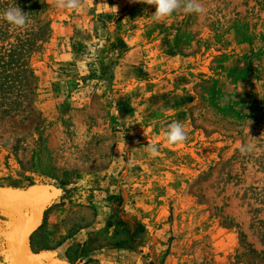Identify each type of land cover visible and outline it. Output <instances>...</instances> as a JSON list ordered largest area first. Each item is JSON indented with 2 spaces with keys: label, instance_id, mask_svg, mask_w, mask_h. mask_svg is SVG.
<instances>
[{
  "label": "rangeland",
  "instance_id": "374dc122",
  "mask_svg": "<svg viewBox=\"0 0 264 264\" xmlns=\"http://www.w3.org/2000/svg\"><path fill=\"white\" fill-rule=\"evenodd\" d=\"M200 3L0 0V186L58 193L30 256L264 264V0Z\"/></svg>",
  "mask_w": 264,
  "mask_h": 264
},
{
  "label": "water",
  "instance_id": "95a60500",
  "mask_svg": "<svg viewBox=\"0 0 264 264\" xmlns=\"http://www.w3.org/2000/svg\"><path fill=\"white\" fill-rule=\"evenodd\" d=\"M50 194L47 199L45 192ZM58 195L52 187L46 184H33L27 188H13L0 186V199L3 200V210L20 213L28 217L27 233L24 236V245L28 249V241L32 235L42 226L46 210L52 200ZM29 209V214L26 212ZM23 264H65L52 263L41 256H28Z\"/></svg>",
  "mask_w": 264,
  "mask_h": 264
},
{
  "label": "clouds",
  "instance_id": "9594fccd",
  "mask_svg": "<svg viewBox=\"0 0 264 264\" xmlns=\"http://www.w3.org/2000/svg\"><path fill=\"white\" fill-rule=\"evenodd\" d=\"M145 2L156 6V11L152 14V20L154 22H159L163 18L171 16L177 10H182L185 14H199L205 11L200 0H145ZM79 3L80 0H57L56 7L60 9H76L79 7ZM2 15L3 19L9 24L15 25L18 28L25 27L29 22V17L25 15V11L19 6L9 7ZM165 135L170 144L183 142L187 139V133L178 122L170 124L169 130ZM250 147L247 144L242 145L240 151L246 152L250 150ZM149 150L152 154H155L157 151L155 144L150 145Z\"/></svg>",
  "mask_w": 264,
  "mask_h": 264
},
{
  "label": "snow or ice",
  "instance_id": "6c2138e0",
  "mask_svg": "<svg viewBox=\"0 0 264 264\" xmlns=\"http://www.w3.org/2000/svg\"><path fill=\"white\" fill-rule=\"evenodd\" d=\"M3 210V200L0 199V212ZM28 217L13 212L7 222L0 223V264H23L29 256L24 245L27 233Z\"/></svg>",
  "mask_w": 264,
  "mask_h": 264
},
{
  "label": "trees",
  "instance_id": "16d2710c",
  "mask_svg": "<svg viewBox=\"0 0 264 264\" xmlns=\"http://www.w3.org/2000/svg\"><path fill=\"white\" fill-rule=\"evenodd\" d=\"M107 226L111 227L112 226V222L110 220L107 221ZM143 230V226H140L138 231H142Z\"/></svg>",
  "mask_w": 264,
  "mask_h": 264
},
{
  "label": "bare ground",
  "instance_id": "6f19581e",
  "mask_svg": "<svg viewBox=\"0 0 264 264\" xmlns=\"http://www.w3.org/2000/svg\"><path fill=\"white\" fill-rule=\"evenodd\" d=\"M45 192V195H46V197H47V199L49 198V196H50V194L49 193H47L46 191H44ZM29 210V209H28ZM28 214H29V212H28Z\"/></svg>",
  "mask_w": 264,
  "mask_h": 264
},
{
  "label": "crops",
  "instance_id": "0c3cea01",
  "mask_svg": "<svg viewBox=\"0 0 264 264\" xmlns=\"http://www.w3.org/2000/svg\"><path fill=\"white\" fill-rule=\"evenodd\" d=\"M86 252H90V251H86Z\"/></svg>",
  "mask_w": 264,
  "mask_h": 264
}]
</instances>
